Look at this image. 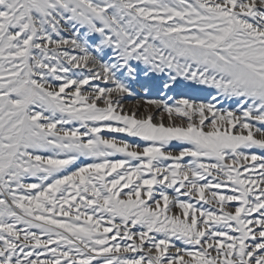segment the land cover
Segmentation results:
<instances>
[{
  "label": "snow or ice",
  "instance_id": "1",
  "mask_svg": "<svg viewBox=\"0 0 264 264\" xmlns=\"http://www.w3.org/2000/svg\"><path fill=\"white\" fill-rule=\"evenodd\" d=\"M0 264H264V0H0Z\"/></svg>",
  "mask_w": 264,
  "mask_h": 264
},
{
  "label": "rangeland",
  "instance_id": "2",
  "mask_svg": "<svg viewBox=\"0 0 264 264\" xmlns=\"http://www.w3.org/2000/svg\"><path fill=\"white\" fill-rule=\"evenodd\" d=\"M140 97H136L135 99H139ZM135 99H129L126 103H129V105H132L135 103ZM227 106V105H225ZM72 126H78V125H72ZM122 135V134H121ZM185 163L187 162V158H185ZM170 163V162H169Z\"/></svg>",
  "mask_w": 264,
  "mask_h": 264
},
{
  "label": "bare ground",
  "instance_id": "3",
  "mask_svg": "<svg viewBox=\"0 0 264 264\" xmlns=\"http://www.w3.org/2000/svg\"><path fill=\"white\" fill-rule=\"evenodd\" d=\"M129 104V103H128Z\"/></svg>",
  "mask_w": 264,
  "mask_h": 264
}]
</instances>
